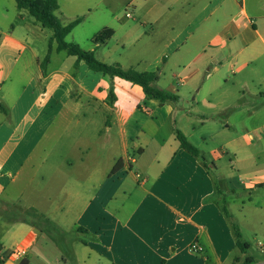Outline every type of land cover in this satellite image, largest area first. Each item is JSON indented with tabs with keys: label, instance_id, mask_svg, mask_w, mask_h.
Returning <instances> with one entry per match:
<instances>
[{
	"label": "crops",
	"instance_id": "obj_1",
	"mask_svg": "<svg viewBox=\"0 0 264 264\" xmlns=\"http://www.w3.org/2000/svg\"><path fill=\"white\" fill-rule=\"evenodd\" d=\"M60 3V9L86 13L80 25L94 13L105 14L100 31L111 28L114 36L87 50L110 65L158 73L155 86L177 100L150 99L139 85L90 70L58 51L53 34L27 10L12 2L15 12L9 15L2 7L0 101L8 113L0 111V202L26 198L24 192L8 194L9 188L54 124L69 123L83 108L109 111L105 145L115 142L120 152L87 194L75 193L71 206L61 208L68 213L80 204L72 221L76 234L45 214L63 241L0 215V264H245L246 257L264 264V0ZM47 40L45 57L51 53L44 73L39 45ZM176 130L202 158L181 147ZM215 136L228 138L226 154L233 157L225 186L215 176L221 155L213 152L210 163L204 153ZM97 172L95 161L89 179ZM232 205L244 219L231 213ZM232 222L242 240L246 229L255 242L244 240L246 254L237 247ZM194 243L204 251L192 253ZM19 248L23 255L14 258Z\"/></svg>",
	"mask_w": 264,
	"mask_h": 264
},
{
	"label": "rangeland",
	"instance_id": "obj_2",
	"mask_svg": "<svg viewBox=\"0 0 264 264\" xmlns=\"http://www.w3.org/2000/svg\"><path fill=\"white\" fill-rule=\"evenodd\" d=\"M11 1L16 8L15 0H0V9L5 7L7 10L9 9V15H14L15 11ZM59 5L62 7L61 3ZM129 11L128 9L125 13ZM84 15L86 13L64 9H60L58 12L61 22L65 25L76 17ZM105 21V14L101 12L94 13L83 25L76 27L66 38V41L78 44L82 49L87 50L92 46L93 37L100 31ZM45 31L49 37H52V30L45 29ZM41 41L44 43L42 39ZM39 46L43 51L42 54H44L42 58V62H44L45 53L49 48V41H46L45 46L42 44ZM109 116V111L106 109L100 111L98 109L86 110L83 108L75 118L73 116L70 118L69 123L60 124V121H58V124H54L51 131L36 147V155L32 158L33 161L24 167L19 181L9 188L8 194L11 195L12 192V195H15L24 192L26 198H23L17 204L0 202V215H4L9 221L27 219L36 225L38 229H41L44 227L42 218H46V214L55 223L62 225L67 230L71 229V233L76 234L72 221L81 207L80 204L72 206V210L68 213L66 211L62 212V209L71 206L75 201V193H80L83 196L87 194L89 192L86 189L87 186H91L102 175L104 176L105 172L114 165L112 158L120 152L115 142L112 146L105 145L104 132ZM227 140L228 138L224 136H215L214 139L209 138L204 146L205 157L210 163L215 161L214 153L221 155L220 161L216 159L218 171H215L220 186L229 183V176L233 172L230 167V160H233V157L226 154V152L231 151L225 146ZM223 151L226 155H222ZM130 152L132 153V150ZM95 161L98 165V172L93 175V179H89V172ZM237 176L238 174H236ZM88 179L92 181L89 182ZM218 192H221V190L218 189ZM219 199L224 202L221 193ZM31 205L38 206L34 208L30 207ZM45 208L47 209L43 214ZM229 210L239 221L244 219L245 213L239 212L238 206L232 205ZM33 212H38L42 218L36 216ZM243 231L246 234L244 240L249 239L252 244L255 243L249 232L246 229ZM51 234L55 236L57 241H63L58 229H55V232ZM43 238H45L44 235Z\"/></svg>",
	"mask_w": 264,
	"mask_h": 264
},
{
	"label": "trees",
	"instance_id": "obj_3",
	"mask_svg": "<svg viewBox=\"0 0 264 264\" xmlns=\"http://www.w3.org/2000/svg\"><path fill=\"white\" fill-rule=\"evenodd\" d=\"M17 7L22 10L25 9L29 14L35 18L36 21L42 24L44 28L53 31V39L58 43V51H66L68 55L77 57L78 62L84 61L88 68L92 71L102 73L104 76L114 79L119 77L121 79L132 82L133 84L139 85L143 88L147 97L150 99H156L162 103L167 101H175L176 97L171 94L157 88L155 83L158 79V73L155 72H140L134 68L124 69L119 64H107L100 61L94 51H87L80 47L78 44L68 43L66 38L71 34V32L82 23L84 17L78 16L69 24L65 25L61 22L58 12L60 11L59 0H15ZM114 30L111 28H105L98 32L92 39V43L96 46L105 45L114 36ZM50 53L46 56L44 62L41 63L42 71L45 73L46 66L50 60ZM116 96L114 94L113 88L109 91L108 100L110 105H113ZM0 111L3 113H8L6 106L0 101ZM176 137L180 142V145L187 152L195 157H200V151L196 148L187 137L182 134L179 130H176ZM122 162H118L113 169V173L118 172L121 169ZM222 192H219V194ZM222 210L229 220H232V215L229 213L227 208L222 205ZM36 216L41 217L38 212H33ZM42 218V217H41ZM44 227L42 231H47L52 233L57 229V227L47 218H42ZM13 222H25L31 223L27 219H17ZM34 225L33 223H31ZM36 227V225H34ZM232 228L234 236L236 238L237 247L246 254L248 251V244L243 242L242 234L240 232L239 226L232 222ZM22 264H28L27 261L22 262ZM245 264H253V259L246 257Z\"/></svg>",
	"mask_w": 264,
	"mask_h": 264
},
{
	"label": "built area",
	"instance_id": "obj_4",
	"mask_svg": "<svg viewBox=\"0 0 264 264\" xmlns=\"http://www.w3.org/2000/svg\"><path fill=\"white\" fill-rule=\"evenodd\" d=\"M190 251L192 253H202L204 251L203 247L199 246L198 244L194 243L190 246ZM23 249L19 248L13 254L14 258L20 257L23 255Z\"/></svg>",
	"mask_w": 264,
	"mask_h": 264
}]
</instances>
